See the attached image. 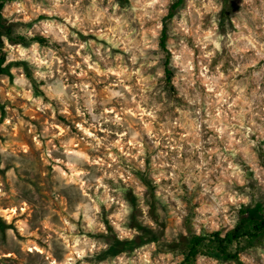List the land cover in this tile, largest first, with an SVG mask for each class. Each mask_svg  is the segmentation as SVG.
I'll list each match as a JSON object with an SVG mask.
<instances>
[{
  "label": "clouds",
  "instance_id": "1",
  "mask_svg": "<svg viewBox=\"0 0 264 264\" xmlns=\"http://www.w3.org/2000/svg\"><path fill=\"white\" fill-rule=\"evenodd\" d=\"M261 217L264 0H0V264H264Z\"/></svg>",
  "mask_w": 264,
  "mask_h": 264
},
{
  "label": "trees",
  "instance_id": "2",
  "mask_svg": "<svg viewBox=\"0 0 264 264\" xmlns=\"http://www.w3.org/2000/svg\"><path fill=\"white\" fill-rule=\"evenodd\" d=\"M252 215H253V216H256V213L253 212ZM260 219H261L262 221H264V217H261Z\"/></svg>",
  "mask_w": 264,
  "mask_h": 264
},
{
  "label": "rangeland",
  "instance_id": "3",
  "mask_svg": "<svg viewBox=\"0 0 264 264\" xmlns=\"http://www.w3.org/2000/svg\"><path fill=\"white\" fill-rule=\"evenodd\" d=\"M25 211H27V208L25 209ZM37 247H39V244H37Z\"/></svg>",
  "mask_w": 264,
  "mask_h": 264
}]
</instances>
